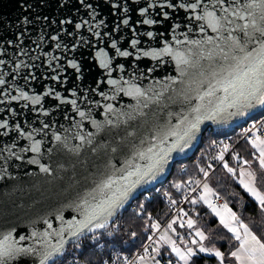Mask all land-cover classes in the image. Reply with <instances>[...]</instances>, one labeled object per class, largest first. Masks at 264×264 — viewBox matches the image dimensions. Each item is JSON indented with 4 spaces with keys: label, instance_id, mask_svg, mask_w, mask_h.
<instances>
[{
    "label": "snow or ice",
    "instance_id": "1",
    "mask_svg": "<svg viewBox=\"0 0 264 264\" xmlns=\"http://www.w3.org/2000/svg\"><path fill=\"white\" fill-rule=\"evenodd\" d=\"M69 2L57 0L56 6L69 8ZM48 6L49 0H36L21 8L32 12ZM72 7L76 11L69 9L70 15L64 18H50L40 11L34 16L23 15L13 26L16 31L0 37V105L22 101L21 109L36 113L39 124L37 127L36 121H26L24 126L10 125L8 119H0V129L5 130L0 137L13 134L11 142L0 147V180L15 178L8 171L15 161L35 165L40 173L52 176L51 165L42 163L45 156L48 160L64 154L79 157L87 148L96 159L84 178L88 184L83 191L30 219L27 236L20 235L16 240V226L4 228L0 234V264H15L18 258H28L22 264H73L68 260L70 255H83L86 247L103 249L105 245L112 254L102 264H196L203 257L214 258L216 264H264V215L258 232L254 230L257 222H245L227 203L214 204L217 193L198 179L174 182L171 187L177 193L186 186L193 194L199 189L191 198L186 193L183 201L206 206L226 230L227 239L221 235L209 244L210 236L182 208L163 231L149 213L143 228L146 240L138 247L135 231L125 233L128 239L122 242L116 239L121 228L118 217L125 206L150 191L148 186L164 176L176 157L187 155L206 130L251 119L254 113L261 114L264 121V0H143L142 4L140 0H102V4L75 0ZM103 8L117 21L111 27L107 19L100 18ZM130 12L136 14L135 20ZM130 21L135 25L131 39L121 44L114 34L122 27L127 29ZM136 26L152 30L140 32ZM82 29H86L88 38ZM145 37L149 42L146 49L141 47ZM26 41L30 42L27 46ZM82 47L94 49L90 55L103 70L101 78L93 80L95 86L81 87V63L75 55H67L80 52ZM57 51L61 55L53 54ZM130 58L135 62L130 63ZM142 58L155 64L141 68ZM170 63L175 64V76L154 80L147 88L138 83L158 66ZM68 69L74 70L71 88L65 87L69 83L65 75ZM36 70H40L38 74ZM38 81H45L39 93L31 87ZM120 96L136 101L131 112L118 111L107 102ZM99 109L102 111L96 115L103 120L93 114ZM7 111L16 115L11 107ZM57 113L68 121L67 127L56 119ZM257 123L244 129L251 160L231 153L237 166H230L225 158L230 144H222L213 159L222 163L264 214V188L260 187L264 182V135ZM89 125L94 131L87 130ZM114 132L117 138L113 141L104 138L105 133ZM21 139L28 143L18 153L15 149ZM212 144L215 146L216 141ZM29 152L32 155L25 160L22 154ZM57 168L64 165L57 164ZM199 171L204 177L209 175L203 168ZM193 184L195 187H191ZM164 196L171 205L177 203L171 193L166 191ZM150 200L145 196V201ZM145 207V202H140L135 215H143ZM66 210L72 213L70 219L65 218ZM49 217H54L56 226ZM41 223L42 231L36 227ZM185 228L186 235L180 231ZM25 240L32 243L24 246L21 242ZM218 242H226L227 248L222 250L224 244L218 246ZM133 247H137L136 252L131 251Z\"/></svg>",
    "mask_w": 264,
    "mask_h": 264
},
{
    "label": "water",
    "instance_id": "2",
    "mask_svg": "<svg viewBox=\"0 0 264 264\" xmlns=\"http://www.w3.org/2000/svg\"><path fill=\"white\" fill-rule=\"evenodd\" d=\"M93 4H102V0H91ZM121 2H128L131 3V0H121ZM141 4L143 0H140ZM35 4L36 0H0V37H6L10 35L12 32L16 31L13 27L16 22L22 18L23 15L34 16L37 14L38 11L42 12L43 14L49 15L50 18H64L67 15H70L69 9L71 12L74 13L76 11L75 7L72 5L75 3V0H70L69 8L59 9L57 5V0H49V6L43 9H35L32 12H24L21 8L22 4ZM99 10V9H98ZM82 14V13H81ZM130 16L132 20H135L136 14L130 12ZM87 19V16H84ZM107 19L109 26H113L114 23L117 21L114 18L108 16L107 8H103L101 11V17ZM135 25L130 24L127 29L122 27L121 32L115 33L114 37L123 44L124 41L131 39V29ZM138 27L140 32L145 30H152L148 29V26H136ZM49 31H51L49 29ZM85 35V38H88L89 34L87 33L86 29L81 30ZM33 37H35V33H33ZM123 37L121 40L120 38ZM170 39V37H169ZM29 41H26V46L29 44ZM149 42L147 38H143L141 47L147 48ZM153 46H155V42H152ZM102 46V45H101ZM126 46V45H125ZM46 51L52 52L51 47H46ZM131 50V49H130ZM83 53V56L80 53ZM94 54V49L89 47H82L80 52L77 53H68V56L75 55L76 59L81 63L82 71L84 79L80 83L81 87L87 86H95L93 84L94 79H100L102 75V71L95 61L92 58ZM55 55H61L60 52L53 53ZM167 59V58H165ZM130 63L135 62L133 58L129 59ZM39 63V62H38ZM147 64L148 66H152L155 62L151 61L149 58H142L139 62L141 68H143ZM37 74L40 70H36ZM74 70L68 69L65 75L68 76L69 83L65 85L67 88H71L73 85L71 83ZM114 77L118 76V73L113 74ZM175 64L170 63L168 65H161L157 67L156 72L151 74L148 78L138 81L142 87H150L154 80H160L165 76H175ZM23 83V82H21ZM41 83H45V81H38L33 82L31 87L37 92H41L43 89L40 87ZM52 87H57L55 82L47 81ZM105 89L107 85L104 86ZM179 87V86H178ZM28 90V89H26ZM57 90L61 91L62 94L67 95V93H63V89L57 88ZM14 94V93H13ZM31 94V92H30ZM71 98V97H69ZM91 98V97H90ZM95 99H100L99 96H96ZM113 103L114 107L119 111H127L131 112L136 105V101L133 100L131 97H124L120 96L115 101H107ZM23 102H12L10 105H0V119H8L10 125H14L16 123H20L22 126L25 125V122L36 121V126L38 127V120L37 114L31 112L27 109H21L20 104ZM102 103H106L102 101ZM49 106L50 105H46ZM85 107V105H81ZM8 107H11L15 110L16 115L12 116L8 111ZM70 107V106H69ZM102 111V109L95 110L94 115L96 116L97 120H103L104 117L101 115H96V112ZM63 112V109H61ZM255 114V113H254ZM69 115H74L69 111ZM43 119V117H40ZM56 119L63 123L65 127L68 126V121H64L62 118L61 113L56 114ZM78 120L79 117H76ZM241 120L239 122L233 123L229 126L225 127H217L212 126L214 129H223L227 127H231L234 125L239 124L240 122L246 121ZM30 130V129H27ZM88 131H94L90 125L87 126ZM5 131L4 129H0V132ZM51 131V130H49ZM62 131V130H61ZM119 134L123 135V126L119 130ZM11 135L9 137H0V147L7 142H11ZM36 139H40V136H36ZM104 138L113 141L116 137L114 133H105ZM201 139V138H200ZM199 139V140H200ZM199 140L196 142L195 146L188 151L187 155H182L176 157L170 164V169L166 171L163 177L159 178L155 184L161 182L165 177H167L172 169V165L176 162L179 158L188 157L191 155L193 150L197 147ZM28 142L21 139L18 142L17 148L15 151L19 153L20 148L25 146ZM71 143H77L72 141ZM27 160L32 153L22 154ZM96 158L92 156L87 148L81 151L79 157L72 155V154H64L60 156H54L52 160H48L47 157L42 160V163L50 164L54 170V175L48 176L46 174L40 173L39 169L35 165H27L22 161H15L12 166L9 167L8 171L14 179H10L7 176L0 180V234L4 231L6 226H16V231L13 232V238L19 240L20 235L27 236L29 233V220L33 219L37 216L44 215L51 209L60 206L61 204L67 203L69 200L75 198L78 192H82L85 186L88 184V181L84 178L88 175L89 171L92 170L93 162ZM2 161H0V165H2ZM57 164H63V169H58ZM30 173V174H28ZM131 202V201H130ZM129 202V203H130ZM65 218H71V211H65ZM53 220L54 226H56L54 217H49ZM36 227L39 230H43V225L38 224ZM32 243L31 240H25L21 242L22 245L27 246L28 244ZM28 258H18L15 264H22L23 260Z\"/></svg>",
    "mask_w": 264,
    "mask_h": 264
},
{
    "label": "trees",
    "instance_id": "3",
    "mask_svg": "<svg viewBox=\"0 0 264 264\" xmlns=\"http://www.w3.org/2000/svg\"><path fill=\"white\" fill-rule=\"evenodd\" d=\"M259 117H261V114L255 113L253 114V117L248 120H253ZM206 132H208V134L204 133V136L198 142L196 149L203 148L206 138H212L218 133L212 128L208 129ZM237 150V153L242 158L251 160L249 146L246 142H241L238 144ZM226 160L229 162L230 166H237L236 162L232 160L231 156H229ZM208 165L209 163L207 160H202L199 163H192L188 157H182L173 163L169 177H172L174 180H179L185 179L191 175H197L201 177V179H204L205 177L199 171V169L203 168L209 173L211 169L208 167ZM206 181H209L211 188L218 195H221L225 199V202L230 208L233 209V211L242 215V218L245 220V222H257L254 230H257L258 232L262 230L259 222L261 215L264 214L260 213V210L255 205V203L251 201V199L246 193L243 192L234 179L223 169L222 164H220L214 171L210 173ZM260 187L264 188V182L260 183ZM145 196L151 197L150 202L145 201ZM142 201L145 202L146 205L144 214L141 216H136L135 213L139 211L138 204ZM131 204L136 205V210H130L129 206H127L118 217V221L121 224V229L120 233H118L116 237L117 240L123 241L128 239V236L125 235V233L130 235V231H136L138 233V238L136 240L137 242L143 239L145 235V233H143V228L146 217L149 213L160 222L166 220L170 214L168 206L161 199L160 194H157L156 189L153 187L150 189V191H146L143 195H140L138 199L132 200ZM190 215L197 221V227H200L206 235L210 236L209 244H211L212 241H218V237L221 235H224L227 239L226 230H224L222 226L219 225L218 219L214 217L210 210L207 209V207L203 204H197L195 206L192 205ZM183 230L187 229L185 228ZM219 243L224 244V248H222V250L227 248L226 242H218V246ZM124 247L126 248L128 246L125 245ZM68 248L71 252L72 246L70 244L68 245ZM102 256H104L103 251H96L93 250V247H86L83 255L76 253L74 255H70L68 260L72 261L73 264L76 260L81 261V264H84L85 261H90L91 264H98V259H100ZM72 257L75 259L73 260ZM196 264H216V261L214 258L203 257L197 259Z\"/></svg>",
    "mask_w": 264,
    "mask_h": 264
},
{
    "label": "built area",
    "instance_id": "4",
    "mask_svg": "<svg viewBox=\"0 0 264 264\" xmlns=\"http://www.w3.org/2000/svg\"><path fill=\"white\" fill-rule=\"evenodd\" d=\"M254 122H258L257 126L260 128V134L264 135V121H262V116L259 118L253 119V120L247 119L246 121L240 122L242 124L239 123L237 125L227 127V128H223V129H214L211 127L215 132L216 131L218 132L217 135L213 136L212 138H209V137L206 138V140L204 141V147L203 148H201V149L195 148L193 150V152L191 153V155L188 156V158L190 159V162L199 163L202 160H207V162L212 165V167L210 168L211 170L209 172V175H210V173L212 171H214L220 164H222L221 162L213 159V157L219 152L222 144H230L231 145L229 153H225L226 159L229 156H231V153H237V151H238L237 145L240 144L241 142L242 143L246 142V139L244 136V129L250 127ZM206 131L204 133L208 134V132H206ZM203 136H204V134H203ZM202 137H201V139H202ZM213 140L216 141L215 146H213V144H212ZM249 151H250L249 152V154H250L251 153L250 147H249ZM207 177H205L204 179H201V177H199L197 175H191L185 179L174 180L172 177H169V175H168L158 184H155L154 186H148L150 189L152 187L156 189L157 194H160L161 199L165 202V204L169 208L170 214L167 217V219L162 221V222L157 221V219L154 216H152L153 220L157 221L161 225V229H160L161 231H163V228L166 226L167 222L178 214L179 209L182 208V209H184L185 212H188L190 214L192 205L189 202L183 201V196L187 193L189 195V198H191L192 195H198V193H199V189L197 190V193H195V194L191 193L190 188L187 186L185 188H183L179 193H177V191L174 188H172L171 185L174 182L187 181V180H189V178H192L193 180L198 179L201 181V184H203V183H205ZM191 187H195V185L193 184V185H191ZM157 189L159 191H157ZM166 191L171 193L172 198L177 201V203L175 205H171L168 201V198L164 196V192H166ZM213 203L217 204V205H223L226 202H225V199L221 195H218V199L215 197L213 198ZM127 206H129L130 210H136V205H132L131 202L128 203L125 207H127ZM187 231L188 230H183L182 232L186 235ZM131 232H133V231H130V233ZM148 234H150V233H148ZM146 235L147 234L144 235L143 239L136 242L137 247L141 244L142 241L146 240ZM118 241H120V240H118ZM120 242H122V241H120ZM101 243H103V241H101ZM137 247H133L131 249V251L136 252ZM93 250L104 252V256H102L100 259H98V264H102L103 260L108 259L110 257V255L112 254L111 249H109V247L107 245H105V247L103 249H101L99 247H93ZM117 250H119V246H117ZM72 259L74 260L75 258L72 257Z\"/></svg>",
    "mask_w": 264,
    "mask_h": 264
},
{
    "label": "rangeland",
    "instance_id": "5",
    "mask_svg": "<svg viewBox=\"0 0 264 264\" xmlns=\"http://www.w3.org/2000/svg\"><path fill=\"white\" fill-rule=\"evenodd\" d=\"M206 183H208L209 184V186H210V183H209V181H206ZM211 187V186H210Z\"/></svg>",
    "mask_w": 264,
    "mask_h": 264
}]
</instances>
